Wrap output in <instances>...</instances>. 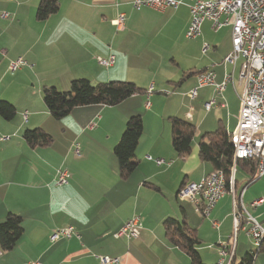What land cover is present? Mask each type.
I'll return each instance as SVG.
<instances>
[{"label":"crops","instance_id":"1","mask_svg":"<svg viewBox=\"0 0 264 264\" xmlns=\"http://www.w3.org/2000/svg\"><path fill=\"white\" fill-rule=\"evenodd\" d=\"M156 10L134 8L132 0H59L58 10L44 20L36 19L39 0H0V99L14 104L16 113L7 121L0 116V222L7 213L21 216L23 233L14 247L2 251L0 264H98L95 255L121 257L118 264H190L188 256L167 241L162 221L167 216L184 219L196 230L197 250L205 264H217L218 249L233 231L232 198L222 196L208 216L201 205L177 195L184 182H197L212 171L198 156L199 137L219 123L231 132L237 123L242 59L225 63L230 52L231 27L213 30L208 20L195 38L185 35L190 20L189 1ZM124 13V27L117 30L112 19ZM208 49L202 52L203 44ZM114 56L108 67L96 57ZM26 63L14 71L10 61ZM221 82L230 75L225 89L196 86L205 69ZM189 72V73H188ZM86 78L96 84L128 80L144 89L120 103L92 104L72 109L61 119L48 112L41 95L43 85L67 90L70 81ZM214 98L210 110L204 102ZM149 107H146V102ZM140 115L143 129L135 148L136 168L126 179L118 175L113 148L126 120ZM169 116L189 120L195 126L191 152L179 157L171 146ZM42 128L53 137L49 146H28L25 129ZM79 145L75 155L72 145ZM151 158H164L157 165ZM58 168L70 177L55 185ZM236 193L264 228V174L246 185L248 174L236 168ZM138 215L140 236L126 240L114 234L127 219ZM212 220L217 222L213 226ZM72 225L78 236L54 242L49 235L57 227ZM243 232L234 250L249 251ZM250 239V238H249ZM264 264V252L252 264ZM240 258V259H241ZM240 261V260H239ZM239 263V262H238ZM237 263V264H238Z\"/></svg>","mask_w":264,"mask_h":264},{"label":"built area","instance_id":"2","mask_svg":"<svg viewBox=\"0 0 264 264\" xmlns=\"http://www.w3.org/2000/svg\"><path fill=\"white\" fill-rule=\"evenodd\" d=\"M190 20L185 31L188 38H195L201 33V25L208 20L213 30H218L225 25L231 27V50L224 57L225 63L234 64L238 58L242 59L240 78L243 80V89L239 97V113L235 128L230 132L233 140V164L230 167V176L227 179L221 170H212L197 182H184L177 190V195L187 198L195 205L202 206V212L208 216L216 202L229 193L232 198L233 231L229 242L221 244L217 264H232L238 232H243L257 246L264 240V228L244 207L241 198L242 188L239 194L234 189L235 161L242 158H254L257 161V175L264 174V0H188ZM181 0H132L134 8L149 7L156 10H164L167 7L177 8ZM2 17L8 16L7 12H1ZM125 16L120 12L112 19V24L117 30L124 27ZM208 49L204 43L202 52ZM97 63L108 67L113 64L114 56L107 58L96 57ZM26 61L17 57L10 61L8 68L11 71L24 65ZM229 74H225L221 82L214 80V72L205 69L197 75L196 86L187 92L191 99L197 96V89L205 85H212L216 92L225 89ZM214 98L204 102L206 110H210ZM149 107V102H146ZM9 138L1 135L0 141ZM72 151L80 154L78 143L74 142ZM148 159H153L147 156ZM157 164H165L164 158H154ZM70 177L64 168H58L54 178L55 185H64ZM264 202L263 197L252 201V206H258ZM213 226L217 222L212 220ZM141 222L138 215L131 216L121 228L114 234L115 238L126 240L136 239L140 236ZM78 236L72 225L57 227L49 235L51 242L60 239H69ZM2 250L0 249V255ZM98 264H118L119 256L95 255ZM28 264H40L38 259L30 260Z\"/></svg>","mask_w":264,"mask_h":264},{"label":"trees","instance_id":"3","mask_svg":"<svg viewBox=\"0 0 264 264\" xmlns=\"http://www.w3.org/2000/svg\"><path fill=\"white\" fill-rule=\"evenodd\" d=\"M59 7V0H39L35 16L44 20L54 14ZM189 73V72H188ZM144 91L134 82L128 80H111L93 84L86 78H76L70 81L67 90H59L52 85L41 88L42 100L54 119H61L72 109L80 106L102 104L113 106L125 100L134 93ZM16 113L13 103L0 99V116L9 121ZM171 146L179 157H186L191 152V142L195 135V126L187 119L169 116ZM143 129L140 115L130 116L125 123L124 130L113 148L117 159L118 175L126 179L136 168L138 161L135 148ZM25 143L30 146H49L53 137L44 129L36 127L25 129L22 133ZM198 156L208 162L212 170H221L228 179L230 167L233 164V140L230 132L221 123L213 130L203 133L197 142ZM242 167L248 174L246 185L255 181L257 175V161L254 158H242L235 161V167ZM236 174V171H235ZM234 188L237 185L234 177ZM21 216L9 212L0 222V249L11 250L23 233ZM164 234L169 242L179 247L189 258L190 264H205L197 250L201 243L196 230L190 227L184 219L167 216L162 221ZM264 252V240L255 250L247 251L238 264H252L255 256ZM233 264V261H232Z\"/></svg>","mask_w":264,"mask_h":264},{"label":"rangeland","instance_id":"4","mask_svg":"<svg viewBox=\"0 0 264 264\" xmlns=\"http://www.w3.org/2000/svg\"><path fill=\"white\" fill-rule=\"evenodd\" d=\"M235 171H236V167H235ZM235 171H234V175H235ZM260 178H261V176L259 177V179H258V181L260 180ZM235 180V179H234ZM235 189V191H237L236 190V188H234ZM188 200V199H187ZM192 203V202H191ZM192 204H194V203H192ZM242 235L243 236H245V238H247V239H245L246 241H247V246L249 247V251L250 250H255L256 249V247H257V245L251 240V239H249L244 233H242ZM218 255H219V249H218ZM240 255H242L241 254V252H238L237 253V255H236V259H235V263L237 264L238 262H239V260H240ZM257 256H259V254L257 255ZM219 259V258H218ZM257 260H258V262H257ZM255 262V261H254ZM256 262H257V264H259V257L256 259Z\"/></svg>","mask_w":264,"mask_h":264}]
</instances>
